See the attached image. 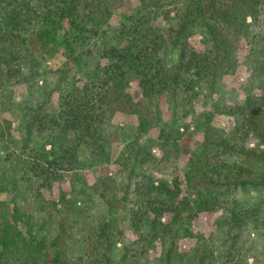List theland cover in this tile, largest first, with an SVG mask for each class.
I'll list each match as a JSON object with an SVG mask.
<instances>
[{"label": "trees", "instance_id": "obj_1", "mask_svg": "<svg viewBox=\"0 0 264 264\" xmlns=\"http://www.w3.org/2000/svg\"><path fill=\"white\" fill-rule=\"evenodd\" d=\"M112 15L107 0H0L1 106L13 109L11 85L28 86V98L16 107L26 118L16 129L20 137H11V122H6L7 132L0 130V197L5 196L0 199V264H84L70 254V208L61 183L69 170L76 171L72 164H83L82 150L93 164L110 162L109 155L103 156L109 142L106 126L121 111L136 115L138 124L117 132L118 141L126 145L117 159L126 181L117 198L101 193L104 203L127 206L143 253H154L161 243L163 264H193L190 253L179 252V240L194 237L190 228L200 213L221 211V229L213 240L219 242L221 235L215 253L229 264L245 231L264 225V0H140L116 28L110 26ZM198 34L203 52L190 45ZM244 41L253 44L247 57L255 73L244 105L226 112L259 144L255 149L241 146L240 154L247 158L234 164L222 155L201 158L194 153L183 172L186 190L177 173L172 180L157 179L171 162L176 165L174 157L192 137V128L204 133L207 151L216 145H223L225 152L238 149L210 128L211 115L205 114L206 122L194 127L189 117L200 95L214 97L222 77L240 68ZM37 53L65 58L42 85ZM254 77L261 82L258 86ZM132 83L139 95L131 93ZM55 92L56 113L49 109ZM162 103L169 105L170 120L163 117ZM155 147L161 155L153 153ZM216 158L223 163H214ZM254 164L263 173L255 174ZM24 184L51 212L42 207L36 213L19 203ZM40 190L48 191V198ZM240 193H254V201L243 204ZM53 215L61 220L55 222ZM165 216L170 218L166 223ZM106 222L93 250L82 243L84 255L94 259L87 264H132L137 254L131 255L117 225ZM116 255L121 258L115 260ZM197 257L202 264L208 258Z\"/></svg>", "mask_w": 264, "mask_h": 264}, {"label": "rangeland", "instance_id": "obj_2", "mask_svg": "<svg viewBox=\"0 0 264 264\" xmlns=\"http://www.w3.org/2000/svg\"><path fill=\"white\" fill-rule=\"evenodd\" d=\"M111 2L113 15L111 18L110 26L112 28L118 27L124 18L130 15L135 9L140 6V0H107ZM166 2V1H165ZM173 17V16H172ZM250 21V20H248ZM162 25L166 26V22L161 21ZM190 45L195 48L198 52H203L206 48L203 45V39L200 34L196 35L190 40ZM253 44L244 41L240 48L239 66L236 71H232L228 75H224L220 82H218L216 95L213 97L209 92L202 94L196 100L193 110L190 113L189 119L192 120L193 127L197 122L205 123L206 115H211L210 128H215L218 130V137H227L231 145L237 146L233 152H225V147L223 145H216V148L210 152L207 151L203 146L205 143V135L202 131L195 130L192 128V137L189 140L182 142L183 146L180 152L175 155V163H170L169 168L165 173H158L157 179L172 180L175 173H177L180 179L183 181V188L186 190V183L184 178V169L188 166L191 156L197 153L205 157H213V155H222L225 161L229 164H234L242 162L247 158L245 154L241 153L242 147H249L255 149L259 144V140L252 135L243 133L241 130V123L235 115H230L228 110L233 109L237 104L244 105L247 99V86L250 83L251 75H254L255 71L253 69L252 61L247 57L251 51ZM62 52V51H61ZM37 62L42 69L43 75L39 80V85H42V81L45 80L46 75L49 77L52 72L63 65L65 58L61 53L56 56L48 57L41 54H36ZM176 55L170 60H175ZM253 82L255 86L259 85V78L254 77ZM264 80V77H263ZM37 82V81H35ZM35 82H31V85H35ZM261 83V82H260ZM133 95H139L140 90L137 88L135 83L131 84ZM10 94L13 95L15 104L13 109L9 108L5 110L3 105L0 104V130L1 127L6 129L7 123L11 122V137L19 138L20 135L16 132V129L22 125L26 118L23 116L22 111L17 110V105L22 104V100L28 98V86L11 85L9 87ZM259 93V91L257 90ZM40 89L36 87L33 96L35 98L39 97ZM2 87L0 86V102L2 101ZM216 104V106H215ZM218 104V105H217ZM222 109V112L218 111V108ZM49 109L52 112H57L58 109V94L55 92L53 100L49 105ZM161 109L163 117L166 120L172 118V112L167 103L161 104ZM206 114V115H205ZM138 124V118L136 115H128L126 112H115L111 116L109 124L106 126L107 134L109 136L108 145L105 147V152H103L104 157H108L110 162H100L97 161L93 164L92 157L83 153H79V157L82 160V165L72 164L73 168L76 170H69L64 176V180L61 183L63 191L67 195L69 205L66 207L70 211L68 214V235L70 236V254L73 260L82 261V263H91L94 259H87V254L84 255L82 252V243L85 242L88 246V250H93L94 245L98 236V233L102 226L110 219L112 221V226H116L117 229L122 231L123 241H125L126 246L132 252L131 255H136L132 260V264H163L160 259L163 258L164 250L161 249V243H156V250L154 253L145 251L143 253V245L138 243V238L140 236L136 235L134 230L131 228V222L129 217V210L127 206L118 204L117 206L110 208L107 206L101 196V193L110 198H117L120 194V187L126 181V172H124L122 166L119 165L117 159L119 154L126 151V145L123 142L118 141V133L121 129H130ZM3 130V131H4ZM1 132V131H0ZM216 141L220 139L215 137ZM231 140V141H230ZM233 146V147H234ZM263 148V147H262ZM51 149L48 147V150ZM206 150V151H205ZM237 152V153H236ZM153 153L161 155V150L158 147L153 148ZM222 164L223 162L219 158L214 159V163ZM255 174L259 172L263 173V168L259 165L252 166ZM256 168V170H255ZM252 169V170H253ZM109 178L115 179L111 182ZM100 179V180H99ZM158 183V182H157ZM156 183V185H158ZM25 185V184H24ZM21 188L19 194V203L24 205L26 208L35 211L36 213L41 212V208L45 207V212H51L50 208L43 202V200L36 201V193L25 190L26 185ZM220 193H223L222 188L219 189ZM19 192V193H20ZM238 192V191H237ZM45 198L49 196L48 191L40 190ZM191 198H194L192 193ZM239 200L243 204H248L250 200L253 202L255 194L247 195L240 193L237 195ZM0 199H5V196H1ZM111 210V212L109 211ZM209 214L200 213L193 220L192 226L190 228L191 233L194 237H189L185 239H180L178 242V250L180 253H190L191 258H193V264H202L198 255L208 256L205 264H228L222 257H220V252L215 253L221 244L222 237L219 235V242H215L213 238L218 236L221 229L220 224L217 220V215L221 214ZM59 217V218H58ZM53 219L56 221L61 220L59 215H53ZM169 216H165L163 221L166 223L169 220ZM110 231V229H109ZM255 231V232H253ZM195 235L197 237H195ZM203 236L204 240L198 239V236ZM136 241V242H135ZM138 243V245L136 244ZM72 249V252H71ZM199 250L200 253H197ZM214 251L215 255L210 257V252ZM124 252V251H123ZM140 252V254H138ZM234 261L233 264H264V225L256 228H250L245 231L244 238L239 246L234 248ZM144 254V255H143ZM86 256V257H85ZM121 257L116 255L115 260H119ZM229 263V264H231Z\"/></svg>", "mask_w": 264, "mask_h": 264}]
</instances>
